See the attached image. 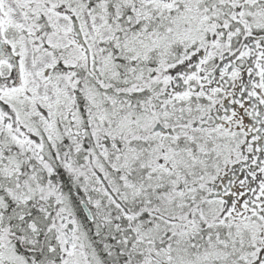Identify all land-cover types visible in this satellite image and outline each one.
<instances>
[{"label":"snow or ice","instance_id":"snow-or-ice-1","mask_svg":"<svg viewBox=\"0 0 264 264\" xmlns=\"http://www.w3.org/2000/svg\"><path fill=\"white\" fill-rule=\"evenodd\" d=\"M0 264H264V0H0Z\"/></svg>","mask_w":264,"mask_h":264}]
</instances>
